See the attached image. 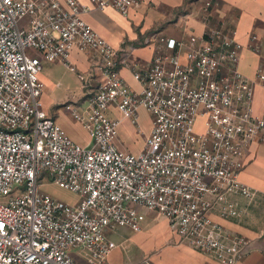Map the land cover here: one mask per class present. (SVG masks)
Masks as SVG:
<instances>
[{"label":"built area","instance_id":"1","mask_svg":"<svg viewBox=\"0 0 264 264\" xmlns=\"http://www.w3.org/2000/svg\"><path fill=\"white\" fill-rule=\"evenodd\" d=\"M127 15L135 0H93ZM80 0H0V264H112L108 230H143L147 212L222 264H237L248 243L212 219L242 211L229 195L253 196L242 182L246 153L264 139V115L253 110L255 86L239 70L243 45L213 28L188 41L162 38L135 91L127 61L81 16ZM74 50L92 52L84 107L70 105L88 132L80 144L50 117L42 101V61L72 70ZM116 107L138 126L153 127L139 154L117 145ZM201 121L204 130H197ZM78 196L68 203L42 188L49 180ZM86 249L91 262L72 249ZM142 264H152L145 261Z\"/></svg>","mask_w":264,"mask_h":264},{"label":"crops","instance_id":"2","mask_svg":"<svg viewBox=\"0 0 264 264\" xmlns=\"http://www.w3.org/2000/svg\"><path fill=\"white\" fill-rule=\"evenodd\" d=\"M80 2L88 8L82 10L80 16L112 47L122 52L121 57L128 65L122 68L121 75L135 91L142 89V83L135 78L133 65L140 71L145 70L158 52L162 38L188 41L192 35L201 36L213 28L233 33L243 45L238 70L255 86L253 110L264 115V0H135L126 16L113 7L100 9L93 0ZM71 62L74 70L61 61L47 63L46 72L41 69L44 107L74 141L87 144L89 134L72 117L69 106H85V83L93 71L95 56L92 52L74 50ZM50 95H54V101ZM55 95H64L65 99L60 101ZM71 99L73 102L69 101ZM60 102L62 108L51 109L52 104ZM140 111L147 113L144 109ZM111 114L119 120L118 147L135 155L142 152L153 127V116L147 124L142 121V132L138 121L137 132L136 125L116 107L111 109ZM137 142L141 144L140 149H132ZM240 178L253 191L251 198L229 195V200L238 203L241 216L224 218L217 207L211 217L226 232L248 240L237 264H264V139L248 149ZM107 234L116 244L108 258L112 264H142L145 261L152 264H222L213 255L181 239L171 231L168 221L156 213L147 212L140 232L118 227L109 229Z\"/></svg>","mask_w":264,"mask_h":264},{"label":"rangeland","instance_id":"3","mask_svg":"<svg viewBox=\"0 0 264 264\" xmlns=\"http://www.w3.org/2000/svg\"><path fill=\"white\" fill-rule=\"evenodd\" d=\"M47 63H49L48 61H42V71L44 70L45 72L47 71L46 69H45V67L47 66ZM39 78H40V74H39ZM46 96V95H45ZM56 97H58L59 99L58 100H63V99H65L64 98V95H55ZM50 97L53 99V101H54V95H50ZM42 101L44 102V104H46L45 103V101H44V95H42ZM69 101H72V99L71 100H69ZM73 102V101H72ZM62 104H61V102L60 103H58V105H57V103H54V104H52V106H51V109L52 110H55V109H60V108H62V106H61ZM146 111V110H145ZM147 112V111H146ZM139 117H140V120H139V125H141L140 126V130H141V132H142V130H143V128H142V126H143V123H142V121L144 122V123H149V117L151 118L152 117V115L149 113V112H147V113H145L144 111H140L139 112ZM135 127V130L137 131V129H138V126L136 125V126H134ZM194 127L197 129V130H199V131H201V130H204V126H202L201 125V121L200 120H198L197 122H195V124H194ZM138 132V131H137ZM120 135V138L123 140V136H121V134H119ZM140 147H141V144L139 143V142H137V143H135L133 146H132V149H140ZM46 178L49 180V178H48V176H46ZM45 191V192H47V193H49L50 195H52L53 197H55V198H58V199H60V200H63V201H65V202H68V203H75V202H77L78 201V196L77 195H75V194H73V193H71L70 191H68V190H64V189H62V188H60V187H58L57 185H54L50 180H49V182H48V184H46L45 185V187L44 188H42L41 189V191ZM16 196V194H13V195H11V196H9V197H1L0 196V202L1 203H4V204H8L9 203V201H10V199H11V197H15ZM72 255L78 260V261H80V262H84V263H90L91 262V255H90V253L86 250V249H84V248H80V249H72Z\"/></svg>","mask_w":264,"mask_h":264}]
</instances>
